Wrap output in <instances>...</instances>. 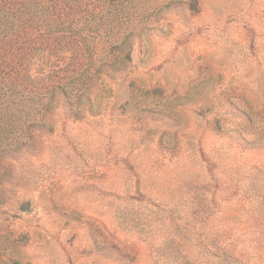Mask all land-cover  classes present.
Listing matches in <instances>:
<instances>
[{"label":"rangeland","instance_id":"374dc122","mask_svg":"<svg viewBox=\"0 0 264 264\" xmlns=\"http://www.w3.org/2000/svg\"><path fill=\"white\" fill-rule=\"evenodd\" d=\"M89 1L90 87L0 168V264H187L199 202L264 221V0Z\"/></svg>","mask_w":264,"mask_h":264},{"label":"trees","instance_id":"16d2710c","mask_svg":"<svg viewBox=\"0 0 264 264\" xmlns=\"http://www.w3.org/2000/svg\"><path fill=\"white\" fill-rule=\"evenodd\" d=\"M82 2L0 0V168L33 146L23 124L26 129L38 126L49 128L50 132L52 123L47 122L54 119L59 101L72 105L71 92L90 87L84 77L92 62L77 57L81 49L76 32L83 20L78 16ZM79 98L80 94L74 103ZM24 135L26 139L22 138ZM258 142L260 138L247 143L252 146ZM252 169L250 183L262 191L264 169L258 165ZM208 208L199 202L198 216L192 223L199 234H193L191 239L196 241V256L187 264H264V237L245 232L253 224L261 232L263 219L256 224L258 217L241 213L218 229V223L211 220L214 211L212 207L207 211ZM233 227L234 231H229Z\"/></svg>","mask_w":264,"mask_h":264}]
</instances>
